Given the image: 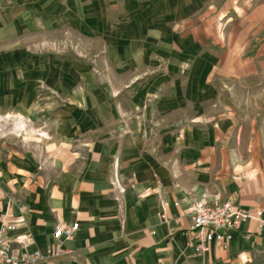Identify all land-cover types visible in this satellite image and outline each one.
<instances>
[{
    "label": "crops",
    "instance_id": "crops-1",
    "mask_svg": "<svg viewBox=\"0 0 264 264\" xmlns=\"http://www.w3.org/2000/svg\"><path fill=\"white\" fill-rule=\"evenodd\" d=\"M207 2L0 0V117L23 115L51 136L0 139V225L9 213L8 236L28 235L26 250L63 252L37 264L264 259L254 220L204 254L185 234L203 195L264 221V157L207 48ZM58 223L78 229L55 238Z\"/></svg>",
    "mask_w": 264,
    "mask_h": 264
},
{
    "label": "rangeland",
    "instance_id": "rangeland-1",
    "mask_svg": "<svg viewBox=\"0 0 264 264\" xmlns=\"http://www.w3.org/2000/svg\"><path fill=\"white\" fill-rule=\"evenodd\" d=\"M203 13L207 48L220 55L224 79L237 95L242 125L251 128L244 138H253L254 155L264 157V0H209ZM17 115H3L2 125H12ZM6 136L28 142L48 140L35 134L16 136L12 131L2 137ZM263 260L256 262L264 264Z\"/></svg>",
    "mask_w": 264,
    "mask_h": 264
},
{
    "label": "built area",
    "instance_id": "built-area-1",
    "mask_svg": "<svg viewBox=\"0 0 264 264\" xmlns=\"http://www.w3.org/2000/svg\"><path fill=\"white\" fill-rule=\"evenodd\" d=\"M16 117L12 125L9 126H3L4 116L0 117V126L2 127L0 129V138L5 132L10 131L14 132L16 136L35 134L39 138H51L50 134L45 130L35 128L33 122L28 118L18 115ZM19 120L24 121L27 126L25 124L24 127L18 126ZM116 169L117 163H114V176L111 183L116 190L123 192L124 189L120 184ZM189 211L191 221L185 234L188 237V244L192 246L197 254H204L209 251L212 244L225 248L232 240L235 230L243 222L254 220L256 222V229L264 225L262 211H248L229 201L211 202L206 195L194 199ZM6 216L9 220L0 225V264H37L42 260L51 259V257L63 254L60 249L53 246H49L44 250L38 248L26 250L24 247L29 243L30 238L23 233L10 238L8 233L15 230L16 225L10 221L11 215L9 213ZM160 217L163 221L167 222L168 219L163 204ZM77 229L78 223H58L54 227L53 237L66 238L71 236Z\"/></svg>",
    "mask_w": 264,
    "mask_h": 264
},
{
    "label": "bare ground",
    "instance_id": "bare-ground-1",
    "mask_svg": "<svg viewBox=\"0 0 264 264\" xmlns=\"http://www.w3.org/2000/svg\"><path fill=\"white\" fill-rule=\"evenodd\" d=\"M24 121H22V120H19V124H18V126L19 125H21V127H24ZM26 126H27V124H25ZM0 129H2V127L0 126Z\"/></svg>",
    "mask_w": 264,
    "mask_h": 264
}]
</instances>
